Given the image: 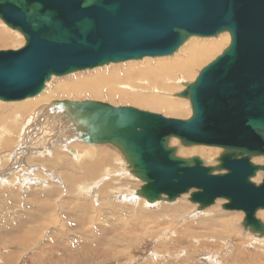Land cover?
Segmentation results:
<instances>
[{"label": "water", "instance_id": "obj_1", "mask_svg": "<svg viewBox=\"0 0 264 264\" xmlns=\"http://www.w3.org/2000/svg\"><path fill=\"white\" fill-rule=\"evenodd\" d=\"M0 20L26 44L0 50V101L39 95L53 77L110 64L173 55L190 37L231 34L229 47L180 97L191 99L188 120L95 101L70 102L92 144L115 143L155 203L193 191L206 209L217 200L243 212L245 225L264 235V0H0ZM183 146L224 149L219 165L180 158Z\"/></svg>", "mask_w": 264, "mask_h": 264}, {"label": "rangeland", "instance_id": "obj_2", "mask_svg": "<svg viewBox=\"0 0 264 264\" xmlns=\"http://www.w3.org/2000/svg\"><path fill=\"white\" fill-rule=\"evenodd\" d=\"M198 38L200 40L202 37H190L184 43V45L189 41H197ZM25 44V37L20 32L9 28L5 23H3L2 20H0L1 51L17 50L23 47ZM229 45L230 44L228 43L226 47L228 48ZM177 52L173 55L164 57L173 58V56H177L179 54ZM142 60L110 64L103 67H97L92 70L77 72L64 77H53L49 81V84L46 86L44 92L48 93L52 90H57L60 92L56 95V98H54V100L57 101L98 102L99 99L94 98L90 93V90L83 91L81 93L82 96L77 98L73 94V96L70 97L64 95L66 91H62V89L67 87L66 84L70 83L71 81H74L73 85H76L77 83H83L84 80H89L90 78L93 79L97 77L117 76L128 67L140 68V62H142ZM145 60L150 62L155 61L154 58ZM108 70L118 71L104 74ZM201 70L202 67H198L194 74H197ZM97 73H100V75L95 76ZM191 76L187 78V81L190 83L192 82ZM175 86L184 89V91L185 89L188 90V87L186 88L181 81H178ZM100 90L101 94H103V101L101 102L109 103L108 96L113 95L108 92L106 87H102ZM181 92L182 90H178L173 95H178ZM156 95H159L160 98H165L166 101H175L184 109L183 113L167 112L165 110H159L158 113L169 118L189 119V113L192 109V102L190 99L173 95L172 97L163 96L157 93ZM115 98L118 100L120 99L119 96ZM116 99V103L113 105L114 107L119 105L117 104L118 100ZM137 107L151 111L147 107ZM18 121L21 122V119ZM2 125L3 124L0 123V138L3 137V130L1 129ZM15 128L17 127L12 126L10 128L11 131H9L7 134V141H9V148L7 149L9 150H13L14 147L16 148V142H20L22 137H25L30 131L25 129V127L23 128V126L22 128L19 127L20 129ZM48 128L52 129V125H48L47 129ZM37 131V135H35L34 132L33 137L26 139V141L33 142L40 136L47 135V133L42 132L39 127H37ZM83 133L86 134L87 130L83 131ZM178 141L179 142L177 144L170 146L177 149L178 157L185 159L200 157L208 167H215L219 165L218 159L223 154L224 149H219L218 154H215L216 158L213 157L212 160H217V163L214 164L212 160H209L210 155L197 152L196 148L204 145L183 146L180 139H178ZM10 142L13 143V145H11ZM47 142L48 139L44 144ZM94 145L96 144L90 143L87 139L86 141L79 139L78 141L69 143L68 147L76 149L82 156H84L88 155L87 151L89 154L93 153ZM55 146L59 147L52 149L54 152L53 156H50L46 153L45 154L47 156H40V152L46 150L36 149L27 151L25 158L22 160L21 168L24 166L25 169H34L36 174L46 176L48 177V180H45V182L39 181V183H35L34 181L28 182L25 178H17L15 181L10 179V182L8 183H16V190L14 193L20 194V197H22V203L17 207L13 205L11 207L12 212L11 210L6 212V209L2 213L0 212V264H264V235L253 232L250 227H246L245 213L224 209V205L228 203V201L224 200L222 206L218 208H216L214 204L213 206L206 209H200L198 204L191 202V198H189V200L187 199L186 201L183 200V202H180L178 199L181 197L180 196L172 202L167 201L165 197L160 201L155 203L150 202L149 205H145L144 203L148 201L140 194V191L144 187L145 183L135 173L132 180L128 179L130 185L127 187L125 185L124 187H121L122 190L119 194V197H117L118 189L116 188L111 191L116 194L117 198L112 197L113 195H105L103 200L106 201V203L113 202L115 206H113L112 209L115 212L120 213V218L126 222L129 221L130 225H134V223L139 224L135 229L122 231L125 233L124 237L131 236L132 239H122L118 243L110 241L114 235L123 234L121 233V230L117 231L115 234L113 231L111 235L105 236L106 238L103 241V245H96L97 247L89 246L99 243L94 242L93 238L91 237L93 232L89 229L88 225L81 227L77 226L78 222L75 217L77 215L83 216L84 211H82L80 214H77L78 212L75 213L73 211L74 207L71 205H77L78 207L87 205V207H85L83 210L86 212L88 210L95 211L97 217L101 210L105 211V206L104 209L98 211L97 208L100 206V202L94 200L93 205L92 197L95 196L94 191L93 193L85 192L84 194L78 193L75 195L67 194L65 190L58 191V195L56 197L42 201V203L49 201L53 206V208L49 210V212H47L44 216L34 212L35 203L39 201L38 199H29L31 204L30 207H27L24 203L25 195H29L28 197H31V194L29 193L37 188H41L40 186H44V184L53 183L55 186L62 188V184L65 180L63 179L65 174L63 170L69 169L67 173L69 176L78 174V163L68 156L66 149L62 145ZM24 151L25 147H22V152ZM96 151L98 150L95 149V152ZM104 153L113 154L108 152V150L107 152L104 150ZM55 157L58 160L57 164L60 168H62V171L60 172L54 170L56 168ZM87 157L90 156L88 155ZM113 157L126 161L125 163H112V161H108V164H113L114 167V180H127L126 177L130 176V172L128 170L130 163L127 157L123 152L121 153L120 151H117L116 156ZM32 160L33 163H31ZM45 161H51L53 166H55L52 167L50 163V168L45 166L42 167L40 164ZM251 161L255 165L264 166V157L262 156L252 157ZM6 166L7 165H5V167ZM83 167H86V165L83 164ZM109 168L110 167L107 166L105 170L108 171ZM70 173H72V175H70ZM18 174L20 176L22 175V173ZM263 179L264 173H258L252 180L254 183L260 184ZM111 181L113 180L107 178L105 183ZM105 183L102 181V183L99 184L102 186ZM141 183L143 184V187ZM138 184L141 187H138ZM63 186L65 187V184ZM135 187L136 189L134 190ZM0 188H4L1 182ZM66 191H68L67 188ZM194 191L195 190L190 191V196H192ZM136 192L139 194L138 198H133ZM109 193L111 194V192ZM32 197H34V195ZM25 199L28 200V198ZM132 199L135 201L131 202ZM222 200L223 199L217 201L222 202ZM91 202L92 206H90ZM179 204L185 207L181 215H179V213H174V209L179 206ZM139 205L141 206L140 210L138 207ZM220 210L224 211V214H219ZM106 212H109L108 208ZM112 215L109 216V220H115V213ZM259 215V213L256 214L257 219L263 220ZM132 219H134L136 222H134ZM232 219L235 220L234 224L233 226H229L228 223L232 224ZM210 221H219L221 224L212 227V225L207 224ZM100 223L101 222H99V224ZM5 225L7 228H4ZM98 233L100 234L101 231ZM84 235L88 237H84ZM46 236H48L49 240ZM6 242L7 244H5Z\"/></svg>", "mask_w": 264, "mask_h": 264}, {"label": "bare ground", "instance_id": "obj_3", "mask_svg": "<svg viewBox=\"0 0 264 264\" xmlns=\"http://www.w3.org/2000/svg\"><path fill=\"white\" fill-rule=\"evenodd\" d=\"M228 43L231 44L230 33H222L219 36L210 39L201 38L199 40L198 38L197 41L193 40V41H189L185 45L183 44L184 46L182 45V47H180V49L177 52L179 54L177 56H173V58L156 57L154 58L155 59L154 62H150L145 59H152V57H145L142 60V62H140L141 63L140 68L128 67L126 70H124L122 73H119L117 76L97 77L93 79L90 78L89 80H84L83 83L79 82L76 85H73L74 81H71L70 83L66 84L67 87L63 88L62 91L65 90L66 92L64 93V95H67L68 97L74 95L77 98H79L82 96L81 93L83 91L90 90L92 96L94 98H98L99 99L98 102H101L103 101L102 98L103 94H101L100 88L106 87L108 89V92L113 96H108L109 103L107 102H101V103H107L113 106L116 103L115 97L119 96L120 99L119 100L116 99L118 100L117 104H119L117 107H134L141 111L150 112L158 115H162L158 113L159 110H165L167 112L183 113L184 111L183 107L180 106L177 102L175 101L171 102V100L166 101L165 98H160V96L156 95V93L170 97H172V95L175 94V92H177L178 90H182L181 93H183L184 89L175 86V84L178 83V81H181L186 88L187 87L189 88L190 85H193L197 81L200 72L225 51V49L227 48L226 45ZM198 67H202V70L197 74H194L198 69ZM116 71L108 70L104 74L114 73ZM98 75H100V73H97V75L95 76ZM190 76L192 80L191 83L187 81L188 80L187 78ZM48 84L49 82L46 83V86ZM44 91L45 89L39 95L22 101H15V102L0 101V105H1L0 123L3 124L1 126V129L3 130V137L0 138V182L4 186V188H0V212L1 213L4 212L5 209L7 212L11 210V207L13 205L17 207L20 206V204L22 203L21 202L22 197H20V194L14 193V191L16 190L15 189L16 183L8 184L10 182V179H13V181H15L17 178L19 179L25 178L27 179L26 181L28 182L34 181L35 183H39V181L45 182V180H48V177L42 176L40 174H36L34 169L31 168L25 169L24 166L23 168H21L22 160L25 158L26 152L29 150L45 149L46 151L40 152L41 153L40 156L41 155L44 156L46 154L53 156L54 152L52 149H56L57 147H59L55 145H62L66 149L68 156L78 163L79 171L77 173L79 175L75 174L73 176H69L67 174L69 169L63 170L66 175L64 174L65 177L63 176V179L65 180L62 184V188L59 186H55V184L53 183L44 184V186H40L41 188H37L31 191L29 193L31 194L30 195L31 197H28L29 195L27 196L25 195V198H28V200L24 198L25 205L27 207H30L31 204L29 202V199H33V200L38 199L40 202L38 201L37 203H35L34 212L40 214L41 216H44L47 212H49V210L53 208V206L49 201H46L44 203H42V201L56 197L58 195V191L65 190V192L70 195H75L78 193L84 194L85 192L93 193L94 191L95 196L92 197L93 205H94V200L100 202V206L99 207L97 206L98 211L104 209L105 206V211L101 210V212L98 213L97 217L95 211L88 210L86 212L85 210H83L85 207H87V205L83 207L82 206L78 207L77 205L76 206L71 205L72 207H74L73 211L75 213L78 212L77 214H80L82 211H84L83 216L77 215L75 217L78 222L77 226L81 227L88 225L89 229L93 232L91 237L93 238L94 242L99 243L89 246H96V245L98 246L101 244L103 245L104 243L103 241L106 238L105 236L111 235L113 231L115 234L117 233V231L120 230L121 233H123L122 231L137 228V226L139 225L138 223H134V225H130L129 221L126 222L125 220L120 218L121 214L115 212L112 209V207L115 206L113 202L106 203V201H103L105 195H109V196L113 195L112 197L114 198L119 197V194L121 193L122 190L121 187H124V185L126 187L129 186L130 182L128 181L133 179L134 169L131 166V164L128 166L130 176L126 177L127 180H122V179L114 180L113 164L111 165L108 164V161H112V163L113 162L125 163L126 162L125 160H119L118 158L113 157L116 156L117 151H120L121 153L123 151L115 143L96 144L93 146L94 148L93 153L89 154L87 151V154L90 156L87 157L88 155L82 156L80 152L77 151L76 149L68 147L69 143H73L74 141H78L79 139H83L84 141H86V139L88 140V136H87L88 133L86 134L83 133V131L87 130V128L84 125V122L80 119V117H78L74 113V110L71 107V105H69L71 101L67 102V101L54 100V98H56V95L60 93L57 90H52L48 93ZM180 94L173 96L180 97ZM123 104H130V105H123ZM137 106L147 107L151 111L141 109ZM162 116L166 117L165 115ZM189 116H190L189 119L192 118L193 116V106L192 109L190 110ZM20 119L21 122L18 121ZM173 119H177V118H173ZM182 120H188V119H182ZM48 125H52V129L50 128L47 129ZM12 126H16L17 128L15 129H20L19 127L22 128L23 126V128L25 127V129L30 131L27 133L25 137H22L20 142L18 143L16 142V148L14 147L13 150H9L7 149L9 148V144H8L9 141H7V134L9 131H11L10 128ZM36 126L39 127L42 130V132H46L47 135H42L33 142L26 141V139H30L31 137H33L34 132L35 135H37L38 131ZM47 139L48 142L44 144L47 141ZM178 142L179 141L177 138H171L169 140V145L173 146ZM10 144L13 145V143L11 142ZM22 147H25L24 152H22ZM95 149H97L98 151L95 152ZM219 149L221 148L209 147V146H199V148H196L197 152L210 155L209 160H212L213 157L216 158L215 156L218 154ZM104 150L106 152L108 150V152H111L113 154H105ZM51 161H45L40 165L42 167L45 166L47 168H50V163H51L52 167H54L55 165L53 166V163ZM212 162L215 164L217 163V160L215 161L214 159L212 160ZM31 163H33V160ZM55 163H56V168L54 170L59 172L62 171V168H60L59 165L57 164L58 163L57 159ZM83 164H85L86 167H83ZM5 165L7 166L5 167ZM107 166L110 167L108 171L105 170ZM18 173H22V175L20 176ZM258 173H264V171H259ZM70 175H72V173H70ZM107 178L113 181L105 183V180ZM102 181L105 184L101 186L99 183H102ZM64 184L68 191H66V188L63 186ZM137 186L141 187L139 184ZM116 188L118 189L117 197L116 194L113 191H111ZM135 189L136 187L134 188V190ZM109 192H111V194ZM33 195L34 197H32ZM138 195H139L138 192H136L133 198H138ZM190 195L191 192L187 193L184 196H181L178 199L180 202H183V200L185 201L187 199L189 200V198H191ZM134 201L135 200L133 199L131 200V202ZM223 201L224 200H222V202L217 201L215 203V207L216 208L221 207ZM149 203L150 202L148 201L144 204L149 205ZM90 206H92V202ZM138 207L140 210L141 206L139 205ZM107 208L109 209V212H106ZM184 208L185 207L179 204V206H177L174 209V213H179V215H181ZM114 213H115L114 215L115 220H109V216H111ZM258 213L260 214L259 216L264 220V210L263 209L259 210L257 214ZM219 214H224V211L220 210ZM132 220L134 221V219ZM263 220L261 221L264 223ZM97 221L101 223L99 224V222ZM231 221L232 224L228 223L229 226H233L235 220L232 219ZM207 224L212 225L213 227L221 223L219 221H210ZM5 227L7 228L6 225L4 226V228ZM100 231L101 233L99 234L98 232ZM124 234L125 233L120 235H114L110 241H114L118 243L122 239H126V240L132 239L131 236L124 237ZM46 237L48 238V236ZM84 237H88V236L84 235ZM5 244H7V242Z\"/></svg>", "mask_w": 264, "mask_h": 264}]
</instances>
